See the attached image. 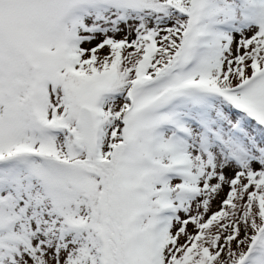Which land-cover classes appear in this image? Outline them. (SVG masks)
Here are the masks:
<instances>
[{"label": "snow or ice", "instance_id": "obj_1", "mask_svg": "<svg viewBox=\"0 0 264 264\" xmlns=\"http://www.w3.org/2000/svg\"><path fill=\"white\" fill-rule=\"evenodd\" d=\"M0 264H264V0H0Z\"/></svg>", "mask_w": 264, "mask_h": 264}]
</instances>
